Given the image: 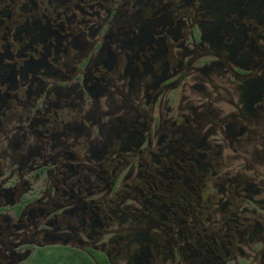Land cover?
<instances>
[{
  "label": "flooded vegetation",
  "instance_id": "obj_1",
  "mask_svg": "<svg viewBox=\"0 0 264 264\" xmlns=\"http://www.w3.org/2000/svg\"><path fill=\"white\" fill-rule=\"evenodd\" d=\"M0 264H264V0H0Z\"/></svg>",
  "mask_w": 264,
  "mask_h": 264
}]
</instances>
